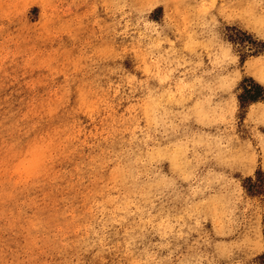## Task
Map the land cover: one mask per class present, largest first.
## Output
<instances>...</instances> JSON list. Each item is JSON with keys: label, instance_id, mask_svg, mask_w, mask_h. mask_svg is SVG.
<instances>
[{"label": "rangeland", "instance_id": "1", "mask_svg": "<svg viewBox=\"0 0 264 264\" xmlns=\"http://www.w3.org/2000/svg\"><path fill=\"white\" fill-rule=\"evenodd\" d=\"M0 264H264V0H0Z\"/></svg>", "mask_w": 264, "mask_h": 264}, {"label": "trees", "instance_id": "2", "mask_svg": "<svg viewBox=\"0 0 264 264\" xmlns=\"http://www.w3.org/2000/svg\"><path fill=\"white\" fill-rule=\"evenodd\" d=\"M255 88L259 91L262 90V87L258 84L255 85ZM251 90L247 89L244 91V97H247L248 100L254 101L259 98V94H251ZM241 99V96H239V100Z\"/></svg>", "mask_w": 264, "mask_h": 264}, {"label": "bare ground", "instance_id": "3", "mask_svg": "<svg viewBox=\"0 0 264 264\" xmlns=\"http://www.w3.org/2000/svg\"><path fill=\"white\" fill-rule=\"evenodd\" d=\"M260 77V76H259Z\"/></svg>", "mask_w": 264, "mask_h": 264}]
</instances>
